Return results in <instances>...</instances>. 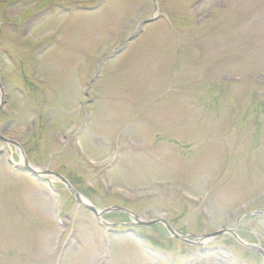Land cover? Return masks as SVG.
<instances>
[{"label": "rangeland", "instance_id": "obj_1", "mask_svg": "<svg viewBox=\"0 0 264 264\" xmlns=\"http://www.w3.org/2000/svg\"><path fill=\"white\" fill-rule=\"evenodd\" d=\"M102 1L0 0V75L8 91L0 134L23 146L34 169L59 152L48 168L99 209L162 217L180 234L235 228L264 246V217L241 218L264 211V0H160L175 29L161 20L146 25L111 61L109 51L137 32L135 22L156 13L151 0H105L90 13L58 8ZM99 60L101 78L89 89ZM222 77L236 84L210 93L207 86ZM88 90L92 106L83 97ZM10 157L16 162L18 151L0 142V264L103 263L97 219L56 184L72 227L59 226L47 187L11 173ZM102 219L127 222L114 213ZM123 229L108 233L115 239L107 264H238L207 252L223 243L260 264L228 236L202 251L163 228H132L168 254L147 256L132 233L115 234Z\"/></svg>", "mask_w": 264, "mask_h": 264}, {"label": "water", "instance_id": "obj_2", "mask_svg": "<svg viewBox=\"0 0 264 264\" xmlns=\"http://www.w3.org/2000/svg\"><path fill=\"white\" fill-rule=\"evenodd\" d=\"M25 169L28 170V171H30L31 173H33V174L35 175V172L32 171L31 169H29L27 166L25 167ZM69 189H70V187H69ZM70 192L72 193L74 199H75L78 203L84 205L86 208H88L89 210H91V211H93V212H95V213L97 214V212H96V211H95L90 205L86 204V203L83 201V199L80 198V196H79L78 194H75L71 189H70ZM111 210H112V209H110V210H108V211H111ZM113 210H119V209H115V208H114ZM168 230H169V232H170L172 235L175 236V233H174L170 228H168Z\"/></svg>", "mask_w": 264, "mask_h": 264}, {"label": "bare ground", "instance_id": "obj_3", "mask_svg": "<svg viewBox=\"0 0 264 264\" xmlns=\"http://www.w3.org/2000/svg\"><path fill=\"white\" fill-rule=\"evenodd\" d=\"M43 55H44V54H43ZM52 157H54V156H52ZM44 173H46L45 170H44L43 168H41L38 172L36 171L35 175H36V176H39V175H42V174H44Z\"/></svg>", "mask_w": 264, "mask_h": 264}]
</instances>
